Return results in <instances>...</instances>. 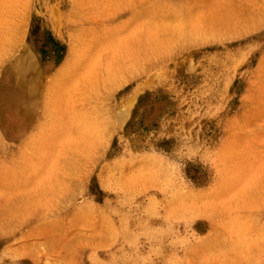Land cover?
<instances>
[{"label":"rangeland","instance_id":"rangeland-1","mask_svg":"<svg viewBox=\"0 0 264 264\" xmlns=\"http://www.w3.org/2000/svg\"><path fill=\"white\" fill-rule=\"evenodd\" d=\"M0 264H264V0H0Z\"/></svg>","mask_w":264,"mask_h":264}]
</instances>
